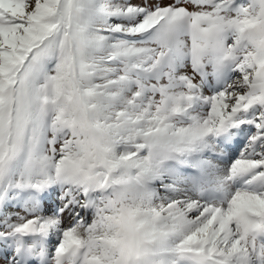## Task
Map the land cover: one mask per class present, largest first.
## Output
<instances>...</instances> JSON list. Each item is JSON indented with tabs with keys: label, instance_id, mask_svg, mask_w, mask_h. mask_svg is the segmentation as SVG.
Segmentation results:
<instances>
[{
	"label": "snow or ice",
	"instance_id": "1",
	"mask_svg": "<svg viewBox=\"0 0 264 264\" xmlns=\"http://www.w3.org/2000/svg\"><path fill=\"white\" fill-rule=\"evenodd\" d=\"M0 264H264V0H0Z\"/></svg>",
	"mask_w": 264,
	"mask_h": 264
}]
</instances>
